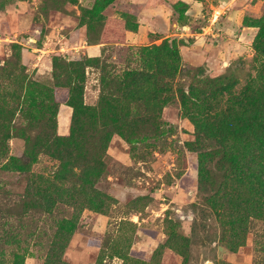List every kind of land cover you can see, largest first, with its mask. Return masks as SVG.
<instances>
[{
    "label": "rangeland",
    "instance_id": "rangeland-1",
    "mask_svg": "<svg viewBox=\"0 0 264 264\" xmlns=\"http://www.w3.org/2000/svg\"><path fill=\"white\" fill-rule=\"evenodd\" d=\"M0 264H264V0H0Z\"/></svg>",
    "mask_w": 264,
    "mask_h": 264
},
{
    "label": "built area",
    "instance_id": "built-area-1",
    "mask_svg": "<svg viewBox=\"0 0 264 264\" xmlns=\"http://www.w3.org/2000/svg\"><path fill=\"white\" fill-rule=\"evenodd\" d=\"M218 14H219L218 10L213 11L212 16H211V22H213L216 19Z\"/></svg>",
    "mask_w": 264,
    "mask_h": 264
}]
</instances>
